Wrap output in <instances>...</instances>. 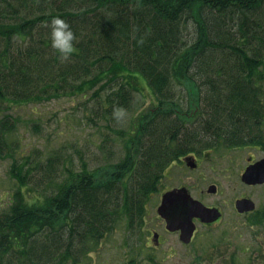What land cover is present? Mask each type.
Instances as JSON below:
<instances>
[{
    "label": "trees",
    "instance_id": "obj_1",
    "mask_svg": "<svg viewBox=\"0 0 264 264\" xmlns=\"http://www.w3.org/2000/svg\"><path fill=\"white\" fill-rule=\"evenodd\" d=\"M56 16L77 37L67 62L51 47L46 25ZM190 21L197 36L187 41ZM140 79L156 104L125 128L113 108L129 111ZM93 89L92 97L108 92L101 117L125 153L61 180L58 159L36 162L45 173L36 179L34 163L14 157L19 184L0 212V264H75L118 224L132 232L196 132L264 148V0H0V158L14 156V105ZM33 181L49 190L27 197Z\"/></svg>",
    "mask_w": 264,
    "mask_h": 264
},
{
    "label": "flooded vegetation",
    "instance_id": "obj_2",
    "mask_svg": "<svg viewBox=\"0 0 264 264\" xmlns=\"http://www.w3.org/2000/svg\"><path fill=\"white\" fill-rule=\"evenodd\" d=\"M196 135L156 181L129 242L111 246L102 258L99 244L93 245L88 264H264V179H243L248 167L264 161V148ZM220 149L254 152L238 161L219 157ZM174 168L181 174L173 177ZM170 192L175 196L164 203Z\"/></svg>",
    "mask_w": 264,
    "mask_h": 264
},
{
    "label": "rangeland",
    "instance_id": "obj_3",
    "mask_svg": "<svg viewBox=\"0 0 264 264\" xmlns=\"http://www.w3.org/2000/svg\"><path fill=\"white\" fill-rule=\"evenodd\" d=\"M182 31L187 41H192L197 36L196 26L192 21L187 27H182ZM178 87L184 88L182 85ZM95 91L96 89H93L83 96H65L48 102L30 101L12 107L17 126L8 135V140L15 142V151L13 157L0 158V212L8 207L10 194L15 192L19 184L16 179L12 178L10 172L14 157L33 162L32 167L35 168L33 175L36 179H41L45 174L41 169H36V162L41 161L44 164L51 157L58 159V174H60L58 180L66 179L69 170L80 171L83 163H87L89 169H96L105 164H115L120 160L125 153L124 142L118 130L114 127L109 128L108 121L101 117L100 108L107 106L105 100L108 92L101 91L100 97H92ZM183 96L186 98L185 94H180L181 98ZM155 104V96L150 91L147 82L140 79L136 84V89L133 90V103L127 111L125 128L131 120L136 117L138 119L141 114L151 110ZM262 129L264 130V125ZM250 151L254 152L251 149H244L239 153L220 149L218 156H239L238 161H243ZM180 174L181 171L174 168L173 177ZM206 174L208 179L210 171ZM30 184L23 189L27 197L44 194L49 190V188L45 190L46 187L34 181ZM129 238L128 228L124 223H120L113 232L97 243L99 244L97 251L102 258L111 246L129 242ZM87 253L81 258L80 264H88Z\"/></svg>",
    "mask_w": 264,
    "mask_h": 264
},
{
    "label": "clouds",
    "instance_id": "obj_4",
    "mask_svg": "<svg viewBox=\"0 0 264 264\" xmlns=\"http://www.w3.org/2000/svg\"><path fill=\"white\" fill-rule=\"evenodd\" d=\"M46 26L50 28L52 49L58 54L61 62L69 61L70 57L76 52L74 41L77 40L70 24L66 20L56 16ZM112 116L119 123L127 117V111L121 106H115Z\"/></svg>",
    "mask_w": 264,
    "mask_h": 264
},
{
    "label": "water",
    "instance_id": "obj_5",
    "mask_svg": "<svg viewBox=\"0 0 264 264\" xmlns=\"http://www.w3.org/2000/svg\"><path fill=\"white\" fill-rule=\"evenodd\" d=\"M264 168V161L259 162L257 165H253L247 168L245 174L243 175V179L244 181L248 182V183H258V182H262L261 180H263V174H261L260 170L261 168ZM175 196L174 192H170L168 194H166V196L164 197V203L168 202L169 200H171L173 197ZM189 199L193 202L198 204V202L193 201L190 196H188ZM200 207L202 209H205L201 204H199Z\"/></svg>",
    "mask_w": 264,
    "mask_h": 264
}]
</instances>
